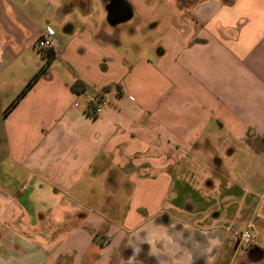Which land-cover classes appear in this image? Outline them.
<instances>
[{"label": "crops", "instance_id": "1", "mask_svg": "<svg viewBox=\"0 0 264 264\" xmlns=\"http://www.w3.org/2000/svg\"><path fill=\"white\" fill-rule=\"evenodd\" d=\"M111 1L0 0V264H216L238 218L264 251V0H122L115 26ZM47 29L50 64L9 108ZM128 191L138 207L161 194L138 237L100 210ZM201 192L219 197L207 225L162 208ZM248 250L237 264H264Z\"/></svg>", "mask_w": 264, "mask_h": 264}, {"label": "rangeland", "instance_id": "2", "mask_svg": "<svg viewBox=\"0 0 264 264\" xmlns=\"http://www.w3.org/2000/svg\"><path fill=\"white\" fill-rule=\"evenodd\" d=\"M123 28H147V27H143V25L141 26V24L139 23V21L134 20L128 23L127 26L123 27ZM145 37L143 35H141L140 38L133 36L131 42H135V41H140V40H144ZM33 49V48H32ZM41 66L43 67L46 62L44 60V58L39 54L38 55ZM6 171V170H5ZM4 180L5 177H3ZM218 194L217 193H211L209 194L208 192H201V193H193V194H189V193H183V194H176V197H179V203H182L181 206L179 205L178 208H176L175 206H173V201H174V197L175 194H170L168 193L167 199L164 202V204L162 203V208L165 211H168L170 213V209L171 212L176 215L177 217H183L184 219H189L192 221H200L199 223H203V224H208L211 221V215L215 212V206L219 205L218 202ZM108 196V195H107ZM106 196V197H107ZM111 196V202L113 204H111V206L109 208H105L102 209L100 208V210L102 211V213L105 212L106 215L110 216L112 218L111 223L108 225L110 227H112V230H123L122 228H126L127 230L134 228L135 225H138L140 223H142L143 225L140 226L136 233L133 231V233H135V236L138 237L145 228H149V226L151 227L150 223H147L149 221V216L151 213H154L155 211H157L159 203H160V198H161V194H159V199L158 202H156L155 200L152 201V204H148L145 205L143 207H139L136 206L137 203H133L132 205H130L129 203V197L133 196V194L131 192H121L120 194H110ZM196 200V201H195ZM189 202H192L194 207H195V211L193 213H186L184 211L185 206ZM264 201V200H263ZM263 201H261L262 205H263ZM170 203H171V208H170ZM264 206V205H263ZM1 211L2 214H5V212H7L6 207L2 206L1 207ZM98 210V211H100ZM27 212V210H24ZM4 212V213H3ZM115 213V215H114ZM125 213H130L129 215V219L127 220L126 223H124L123 217ZM229 213V210H226L225 212V216H227ZM30 215V214H28ZM116 217V218H114ZM204 221L206 223H204ZM221 224L228 226L229 225V220L227 219H222L219 221ZM243 220L241 218H238V220L235 222L234 227L232 228L231 233H233V231H237L238 228L243 229L244 227L240 226L242 225ZM3 232H0V237L4 236L5 237V241H7V233H6V226L3 225L0 226ZM158 235H160V233H158ZM125 238L126 236L123 235ZM134 236V237H135ZM133 238V237H132ZM230 242V241H229ZM236 243V241L234 240V242L231 241L230 244V248L229 250L226 249V247H224L221 256L218 257L217 259V263L216 264H237L239 261L242 260L243 256H244V252L241 250L237 256H233L232 255V248L234 246V244ZM122 251H118L117 252V256L119 255V253H121ZM133 253V252H132ZM137 255L135 256L133 254L132 258H130L128 261H124L123 259V263L120 262V264H141V262H138L137 260ZM213 262V260L211 261V263Z\"/></svg>", "mask_w": 264, "mask_h": 264}, {"label": "built area", "instance_id": "3", "mask_svg": "<svg viewBox=\"0 0 264 264\" xmlns=\"http://www.w3.org/2000/svg\"><path fill=\"white\" fill-rule=\"evenodd\" d=\"M53 31L47 29L34 43L33 51L37 54H40L45 62L50 60V52L53 48L50 38L53 36ZM104 105L103 101L100 98H93L90 101L91 106V118H96L101 114V107ZM232 237L236 241V252L238 250H246L252 246L253 237L251 235V227L248 226L244 230L236 231L232 233Z\"/></svg>", "mask_w": 264, "mask_h": 264}, {"label": "trees", "instance_id": "4", "mask_svg": "<svg viewBox=\"0 0 264 264\" xmlns=\"http://www.w3.org/2000/svg\"><path fill=\"white\" fill-rule=\"evenodd\" d=\"M51 59V55H50ZM50 64V60L46 62V64L40 68L38 73L30 79L27 84L24 86V88L21 90L19 95L15 98L14 102L10 105L9 108H13L15 104L22 98L24 95L31 89L33 84L43 75L45 70L48 68ZM71 91L76 94V95H81L85 92V85L81 81H75L71 87ZM107 92V90H105ZM249 250L247 251V259L249 262H258L264 258V251L256 248H248ZM247 250V249H246Z\"/></svg>", "mask_w": 264, "mask_h": 264}, {"label": "water", "instance_id": "5", "mask_svg": "<svg viewBox=\"0 0 264 264\" xmlns=\"http://www.w3.org/2000/svg\"><path fill=\"white\" fill-rule=\"evenodd\" d=\"M108 22L115 26L127 22L132 17L130 6L122 0H113L107 9Z\"/></svg>", "mask_w": 264, "mask_h": 264}]
</instances>
